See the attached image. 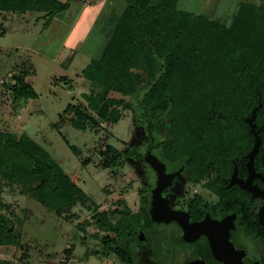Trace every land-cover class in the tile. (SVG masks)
Wrapping results in <instances>:
<instances>
[{
	"label": "trees",
	"instance_id": "trees-1",
	"mask_svg": "<svg viewBox=\"0 0 264 264\" xmlns=\"http://www.w3.org/2000/svg\"><path fill=\"white\" fill-rule=\"evenodd\" d=\"M96 1L0 0V15L30 12L48 24L73 2ZM180 1L125 0L123 11L105 21L106 41L100 56L81 72L88 82V93L81 95L86 105L68 104L53 127L58 131L68 120L73 129L84 132L99 125L94 114L116 124L123 111H129L148 150L154 142L166 163L183 166L193 181L208 179V185L216 187L225 185L230 161L242 166V155L251 148L245 117L252 109L255 132L264 145V0H238L230 20L211 13L193 14L179 8ZM13 71L6 76L5 91L16 101H36L28 81L34 75L30 62L14 66ZM60 82L72 89L67 78L54 80V84ZM112 93L122 98H112ZM137 149L134 145L120 155L109 146L102 166L117 168L123 157L137 159L141 156ZM257 162L261 167L259 156ZM5 187L18 189L57 215L77 203L97 209L29 135L0 132V247L4 248L21 247V234L1 200ZM244 209V216L251 217ZM129 211L126 207L119 211L118 221L109 213H95L94 221L99 231L115 235L108 236L110 241L101 240V253L107 249L121 263L137 264L138 257L124 238L136 234L135 221L139 226L142 215L130 213L127 223L123 219ZM72 251L73 246L64 253Z\"/></svg>",
	"mask_w": 264,
	"mask_h": 264
},
{
	"label": "rangeland",
	"instance_id": "rangeland-1",
	"mask_svg": "<svg viewBox=\"0 0 264 264\" xmlns=\"http://www.w3.org/2000/svg\"><path fill=\"white\" fill-rule=\"evenodd\" d=\"M97 1L85 8L73 2L48 24L45 18L30 12L23 16L0 15V132L29 135L97 205L94 211L92 206L77 203L57 215L18 189L3 188L1 200L21 234V247H0V263L123 264L109 250L101 253V240L115 235L99 231L94 215L109 213L113 221H118L119 211L126 207L130 211L123 221L127 222L131 219L129 214L138 211L141 185L137 159L123 157L117 168L102 165L109 146L123 155L134 145H142V130L134 128L129 111H123L116 124L103 122L94 114L99 125H91L84 132L73 129L68 120L62 122L58 131L53 127L68 104L78 101L86 105L81 95L88 93V82L80 76L81 72L100 56L106 41L102 33L105 21L112 13H121L125 6V0ZM237 3L238 0H182L179 8L230 20ZM28 61L34 70L28 81L38 98L23 103L13 99L3 85L7 83L6 76L13 74L14 66ZM63 77L72 89H67L64 82L54 84L55 79ZM110 96L122 98L116 93ZM71 246L72 254H65Z\"/></svg>",
	"mask_w": 264,
	"mask_h": 264
},
{
	"label": "flooded vegetation",
	"instance_id": "flooded-vegetation-1",
	"mask_svg": "<svg viewBox=\"0 0 264 264\" xmlns=\"http://www.w3.org/2000/svg\"><path fill=\"white\" fill-rule=\"evenodd\" d=\"M251 139V148L242 155V166L231 160L225 185L216 187L208 185V179L193 181L183 166L166 163L154 142L150 150L145 140L138 146L136 152L141 156L137 158V177L141 187L136 213L142 215V220L136 234L124 238V242L134 245L137 264H264V225L259 218L264 204V145L259 139L254 157L256 176L249 178L246 166L254 144L252 135ZM148 153L164 164L167 177L159 178L146 161ZM233 174L236 179L249 178L257 196L231 184ZM244 207L251 217L244 216Z\"/></svg>",
	"mask_w": 264,
	"mask_h": 264
},
{
	"label": "water",
	"instance_id": "water-1",
	"mask_svg": "<svg viewBox=\"0 0 264 264\" xmlns=\"http://www.w3.org/2000/svg\"><path fill=\"white\" fill-rule=\"evenodd\" d=\"M254 115H255V109H252L250 115L248 114L245 117V121L248 124L249 128H250V133L253 137L254 140V144L252 149L250 150V152L247 155V170H248V177H254L256 175H254V157L258 152L259 146H260V140L255 132V128H254ZM264 152V151H263ZM146 161L148 162V164L158 173L159 178H165L167 177L165 174V166L164 164L158 160L155 156H152L148 153V155L146 156ZM263 164H264V153H263ZM248 178V180H241V179H236L234 174L232 175V177L229 179L231 184H235L244 191L250 192L252 193L253 197H256V193L254 191V189L251 188L249 182L250 179ZM157 197H160V192L157 193ZM261 198L264 199V196L261 195ZM264 204L261 208V210L259 211V218H260V222L261 224L264 225ZM165 214V212H164Z\"/></svg>",
	"mask_w": 264,
	"mask_h": 264
},
{
	"label": "crops",
	"instance_id": "crops-1",
	"mask_svg": "<svg viewBox=\"0 0 264 264\" xmlns=\"http://www.w3.org/2000/svg\"><path fill=\"white\" fill-rule=\"evenodd\" d=\"M98 1H101V0H98ZM98 1H97V2H98ZM92 4H93V3H92ZM83 5H84V6H82V7H84V8L87 7V6H91V5H87V4H83ZM92 6H93V5H92ZM82 7H81V8H82ZM122 11H123V10H122ZM122 11H121V12H122ZM119 13H120V12H119ZM4 15H5V14H4ZM10 15H16V14H10ZM17 15H19V14H17ZM21 15H22V14H21ZM22 16H23V15H22ZM102 33L104 34V29H103V28H102ZM103 36H105V34H104ZM104 40H105V38H104Z\"/></svg>",
	"mask_w": 264,
	"mask_h": 264
}]
</instances>
